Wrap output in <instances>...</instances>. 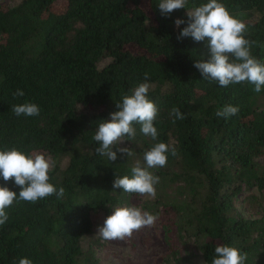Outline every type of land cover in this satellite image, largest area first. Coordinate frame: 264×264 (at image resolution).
<instances>
[{
  "label": "trees",
  "instance_id": "1",
  "mask_svg": "<svg viewBox=\"0 0 264 264\" xmlns=\"http://www.w3.org/2000/svg\"><path fill=\"white\" fill-rule=\"evenodd\" d=\"M208 0H188V8ZM247 26L256 43L251 54L264 64V0H219ZM61 3V4H58ZM159 0H19L0 5V150L13 147L51 156L49 182L65 189L35 203L17 199L0 226V264H84L83 241L93 233L92 213L134 205L157 215L168 247L156 264L189 262V247L211 264L217 245L247 255L245 264H264V212L245 218L235 207L251 187L264 190V88L247 81L221 87L194 67L207 60L206 41L177 39L187 9L162 15ZM185 23L177 27L175 19ZM149 73L145 81L144 73ZM151 85L158 108L157 140L177 155L151 169L160 177L156 197L113 189L116 175L131 167L155 142L140 132L107 161L96 153L98 123L117 111L116 102L139 83ZM17 89L24 92L14 97ZM35 103L39 116H16L11 106ZM237 106L218 117L217 109ZM177 107L184 119L170 115ZM113 150H116L114 146ZM0 186L19 192L0 177ZM88 252H91L88 249ZM89 260V259H88ZM89 262V261H88ZM90 264H97L90 259Z\"/></svg>",
  "mask_w": 264,
  "mask_h": 264
},
{
  "label": "clouds",
  "instance_id": "2",
  "mask_svg": "<svg viewBox=\"0 0 264 264\" xmlns=\"http://www.w3.org/2000/svg\"><path fill=\"white\" fill-rule=\"evenodd\" d=\"M188 0H159L158 8L162 15H168L174 10L187 9V26L184 27L177 39L191 37L197 42L206 41L210 52L207 60L197 59L194 67L204 79L217 81L221 87L229 84H239L247 81L254 85V91L259 93L264 88V64L251 54V47L255 41L245 37L246 24L230 14L227 7L219 0H208L207 3L188 8ZM185 21L177 18L174 24L179 27ZM149 73L145 72L147 81ZM151 85L147 82L139 83L130 89L116 102L117 111L110 113V119L101 120L93 139L99 143L95 149L107 161L117 160V153L134 155L130 147L120 146L125 140H134L136 137L135 124L140 125V132L155 142L143 154V164L137 160L131 167V176L116 175L113 189L121 188L128 194H137L142 197L155 198L156 185L160 177L153 174L151 169L166 166L168 154L177 155L174 145L157 140L158 131L154 126L158 114L155 103L148 98ZM14 97L24 96L21 89L13 93ZM16 116H39L40 108L37 104L24 102L11 106ZM237 106L227 105L217 109L218 117L228 118L237 114ZM170 115L176 119H184V113L177 107L171 109ZM116 147L114 151L113 148ZM56 166L51 156L33 152L27 154L15 147L0 150V177L5 182L12 181L19 187V192L7 186H0V226L8 220L6 209L17 199L35 203L53 194L62 198L65 189H57L49 182V172ZM157 215L142 211L140 207L123 204L113 208L103 224L98 226L96 235L104 241L124 240L132 236L134 231L144 227L154 226ZM211 264H245L246 254L234 246L227 244L217 245L214 249ZM18 264H33L27 257L19 259Z\"/></svg>",
  "mask_w": 264,
  "mask_h": 264
},
{
  "label": "rangeland",
  "instance_id": "3",
  "mask_svg": "<svg viewBox=\"0 0 264 264\" xmlns=\"http://www.w3.org/2000/svg\"><path fill=\"white\" fill-rule=\"evenodd\" d=\"M18 1L0 0V5H12ZM258 161L262 163L264 160L260 158ZM238 197L235 207L241 216L258 218L263 214L264 190L259 191L256 187H251ZM110 214L103 211L92 213L93 233L83 241V250L87 252L82 259L84 264H90V259L96 260L97 264H156V258L167 254L168 247L158 220L154 226L134 231L131 237L124 240L104 241L98 238L96 235L98 226L102 225ZM88 249L91 252H88ZM189 251L192 254L191 260L182 264H206L198 250L189 247Z\"/></svg>",
  "mask_w": 264,
  "mask_h": 264
}]
</instances>
